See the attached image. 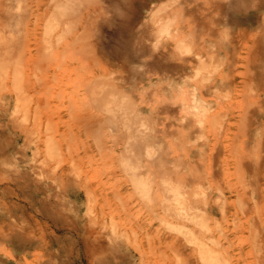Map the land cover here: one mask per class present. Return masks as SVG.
Returning <instances> with one entry per match:
<instances>
[{
    "label": "bare ground",
    "instance_id": "6f19581e",
    "mask_svg": "<svg viewBox=\"0 0 264 264\" xmlns=\"http://www.w3.org/2000/svg\"><path fill=\"white\" fill-rule=\"evenodd\" d=\"M151 2L0 0V68L7 71L13 67L17 72L22 67L39 72L32 71L37 75L29 72L26 78L23 69L26 80L23 82L21 78L22 86L15 92L8 90L11 86L5 83L11 80L6 78L10 71L4 77L0 73V89L11 92L9 96L5 94L4 99L0 97L1 101L10 103L12 100L17 109L23 100L28 108L35 105L34 114L27 113L25 117V121L34 119V122L24 129L26 135L35 137L36 151L42 144L47 156L50 151L60 155V143L50 136L48 123L44 131L40 130L42 126L36 118L38 113L40 115V105L52 106L54 102L50 99L56 92L53 98L58 99L60 106H67V110L64 108V113L49 110L46 119L57 115L62 123L69 127L67 122H73L79 130L70 133L72 137L65 145L68 154L65 167L47 168L50 157L42 159L43 176L48 184L56 182L62 187V197L57 196L55 202L61 215L68 217L67 213L77 208L72 202L70 205L65 196L75 192L81 180L90 179L88 168L97 158L92 141L98 149V161L106 160L102 166L109 159L108 162L118 164L117 169L110 164L113 169L106 167L108 171H100L102 174L97 169L101 175L97 173L95 177V174L94 179L91 178L94 182L90 179L82 185L84 188L81 186L87 215H91L88 220L92 221L91 227L84 232L83 225L68 226L63 217L50 227L45 225L46 230H53L49 241L64 251L66 245L72 246L67 235L77 234L76 246L83 247L85 256L103 252L104 255H98L102 262L107 259L117 264L132 262L135 257L124 251L127 243L139 250L135 251L140 264L146 261L144 257L152 258L157 252L164 255V260L171 258L180 264H198L199 261L249 264L241 247H238L237 257L228 251L229 244L232 246L229 230L212 214L218 210L227 225L226 217L231 215V208L238 206L240 214L234 211L232 224L238 223V228L247 234L246 243L258 246L260 253L254 249L256 253L252 255L254 264H264V228L259 227L264 223V211L260 213L258 207L253 206L254 202L251 203L256 201L255 196H264V117L260 118L264 116V0H158L155 5ZM137 3L144 4L142 8L148 6L144 16ZM255 21L259 28L257 34L251 31ZM41 40L46 46L39 45ZM51 45H55L51 49L58 58L57 61L53 56L58 62L55 67L50 62L53 54L49 57L47 53L49 58L46 55L48 50L55 53L49 49ZM22 56H25L24 61ZM17 57H22V62L13 65V58ZM48 62L50 64L46 65ZM53 78L56 90L51 87L54 90L51 95ZM2 103L1 108H6ZM105 132H110L107 137L111 134L109 137L116 148L106 146L109 138ZM209 133L214 142L210 148L212 156H208V164L203 165L199 162V152L192 146L198 147L201 140L210 137ZM247 135L249 138H245ZM257 135L260 140L251 144V138ZM221 137L232 138L231 146L223 147ZM237 139L242 142L235 144ZM17 140L15 138L13 143ZM25 142L27 145V138ZM174 146L179 152L176 156H172ZM186 147L190 152H185ZM82 163L88 166L84 168ZM118 170L136 199L149 210L146 209L149 218L144 223H148L147 230L155 236H147L148 247L144 252L141 239L138 241L139 230L120 228L124 225L122 216L126 214L129 218L136 200L131 202L132 194L131 198L127 193L124 195L123 180L117 179ZM48 184L36 190L35 201L46 203L44 199L52 192V183ZM190 184L195 186L188 188ZM23 195L17 194V201L23 200ZM110 196L113 199L109 204ZM113 200L118 202L119 210ZM36 203L24 207L26 214L28 210H37ZM226 203L231 205L229 209ZM136 207L133 209L137 210ZM6 210L10 212L11 208ZM174 210L179 213L177 218H172ZM41 215L49 216L43 210ZM99 216L101 222H98ZM180 216L195 227L176 224L173 226L178 229L176 234L166 217L179 220ZM156 220L169 228V233L174 231L182 236H171L170 240L179 243L178 247L169 248L175 251L177 260L164 254L162 245L169 247L171 242L166 241L168 237L158 239L159 233L164 232L159 229L161 225L155 226ZM95 226L100 228L95 229ZM231 228L234 230L237 226ZM143 235L145 237V233ZM182 238L188 244H195V251H191L196 255L181 245ZM28 243L31 245V240Z\"/></svg>",
    "mask_w": 264,
    "mask_h": 264
},
{
    "label": "rangeland",
    "instance_id": "374dc122",
    "mask_svg": "<svg viewBox=\"0 0 264 264\" xmlns=\"http://www.w3.org/2000/svg\"><path fill=\"white\" fill-rule=\"evenodd\" d=\"M45 1H47V0H43V3ZM148 1H150V2L152 1L151 3L154 5H155V3L158 4V0H148ZM143 5H142V3H139V4L137 3L136 6H137V8H139L140 13L144 16L148 12V6L147 7L145 6L144 8H142ZM262 10L264 11V9H262ZM258 14H259V11H258ZM254 18H256V14H255ZM258 29H259L258 24L255 21L254 25L251 28V31L253 34H257ZM55 30H57V29H55ZM54 33L55 32H53V34ZM52 39H56V37H53ZM40 42H39L40 46H42V47H44V45L46 46L45 42H43L42 40ZM42 44H44V45H42ZM53 46L55 47V45H53ZM53 46L50 47L49 49L52 50L51 48H54ZM44 51H47V50H44ZM52 51L55 52L54 49ZM47 53H48V55L50 53L49 57H51V54H53L50 62H51V64L54 63L53 66L55 67L56 64L58 63L57 62L58 58H57L56 52L51 53L48 50V52H46V55H47ZM48 55H47V57H48ZM53 56L55 57V59H57V61H54L55 59H53ZM22 57H23L22 61H24L25 56H22ZM22 57H19V58L17 57L18 60H17V58H13L14 59L13 65L15 63H18V64L21 63ZM16 61H19V62H16ZM47 61H49V59H47ZM50 62H48L46 65L50 64ZM55 62H56V64H55ZM0 63H2V61H0ZM23 69L24 68H22V67H21V69H19L21 72L19 70H17V72H16L15 68H13V67H12V69L9 68L7 70L8 72L10 71V73H9L10 77L8 75V76H6V78L7 79L10 78L11 80L10 79L9 80L12 83H10V85H9L10 81H7V79H6L7 82H5V83H6V85L8 84L7 87L11 86L8 88V90H10L11 92H15L14 90L18 89L19 86L21 87L22 85H20V84H22L24 82V80H26V78H28L29 74L34 75V74H36V73H33L35 71L37 73H39L34 68H33L34 70H31V72L29 71V69L28 70L24 69V71L26 72V75H27V73L30 72L27 75V77L24 74V76L26 77L25 78V77H23V72H24V71H22ZM7 71H3L0 68V73L2 76L3 75L5 76L6 74H8ZM13 74H14V76H13ZM40 76H41V74H40ZM13 77H14V79H13ZM22 77L25 79H23ZM21 78H22V80H21ZM20 80L23 82H21ZM0 81H1V79H0ZM53 81H54V78L50 82L51 83L50 84V91H53L50 93L51 95H52V93H54V90H56V89H54V88H56V83H54L55 81L54 82ZM52 82L54 83L55 86L53 85ZM51 87L54 90L51 89ZM11 88L13 91L11 90ZM0 91H1L0 97H2L3 99H4L5 94H6V96H9V94L11 93L10 91H9L10 93H8V91L4 90V89H0ZM56 94H57V92L55 94H53L52 96L55 98ZM51 95H50V97H51ZM53 97H51L50 100H51V102H54V103H51L52 106H49V108L48 107L43 108L42 105L39 106V110L41 109L40 115L38 113L39 117L36 118V122L38 120V122L40 123V126H42L40 128V130L44 131V128H45L46 124L48 123L49 129H50L49 130L50 136H54V138L58 141V143H60V147H59L60 151H61L60 155L59 154L57 155L56 152L52 153L50 151L48 153V156H47V152H45V149L43 148L42 144H41L42 146L40 145L38 152L36 151L35 144H34V140H36L35 137L26 135L27 132H25V129H24L26 126H29V125L31 126L34 122V119H31L30 121L29 120L25 121V117H26L27 113H29L30 115L34 114L35 105L34 106L31 105V107L28 108L27 102L23 100V102L19 103L20 106L17 109V107H15L14 101L11 100V101H9L10 103H5L4 101H1L2 99L0 98V103L3 102L2 103L4 105L3 107H6L3 109V108H1V104H0V264H88V262H90V264H91L93 261H94L93 264H106V263L107 264H117V263H113L111 261H107V259L105 262H102L99 259L98 255L99 256L104 255L103 252H96V254H95V252H93V254H89V256L90 255H92V256H90V257L88 255L85 256V254H84L85 252H84L83 247L80 246V248H78V246H76V238L78 236L77 234L72 235V236L67 235V237H69L71 240L72 246L70 244L66 245L65 247L67 249H65L64 251H63V249H59L54 244H51V241H49V235L52 234L51 232L53 230H52V228L46 230L45 225L50 227L53 224V222L62 220L63 217L67 219L68 226H70V224H71V226H76V224L78 226L83 225L82 230L84 232L87 231L88 227L89 228L91 227L92 221L91 222L88 221L91 215L90 214L87 215L86 198H85V193L83 192V190H84L83 188L91 178L94 179L93 177L95 174H96L95 177H98L102 173H105L104 171H106L107 168L109 170H111V167L113 169V166L115 168L116 165H118L117 162H113V161L108 162L110 160L109 159L106 162V164L104 163L105 165L102 166L103 162L106 160H103V162H102V160H100L101 162L98 161V159H99V156H97L98 155V149L94 145V141H92L91 143L93 146V153L96 151L94 153V157L95 158L97 157L95 161H98V162L95 164L94 163L95 161H92L93 163L91 162V167L92 166L95 167L98 165L101 168V170L98 167H95L96 170L93 167L92 168L94 170L91 167H89L88 169H90V170H89L88 176H87V173L84 172V174L86 173V176L90 179H87V178L83 179V181L85 180L84 182L81 180L82 182L80 181L79 182L80 184H78V187H77L79 190L76 188L75 192H72L71 194H69L68 197L65 196V198H67L66 201L67 202L69 201L70 205H71V202L74 203L77 208H75V210H73L72 213L68 212L67 213L69 215L68 217L66 215H64V216L61 215V213L57 209L55 202L58 200L57 196L62 197V193H63L62 187H59L58 184H56V182L53 183L50 181L48 184V181H47L48 179H45L43 176V175H45V172H44V169L42 167V159H43V157H46V158L50 157L49 159H50L51 163H50V166L48 165L47 168H49V167L53 168L54 167V168H56V170H59L62 167H65L68 164L67 163L68 154L66 153L67 149H66L65 145H66V143H68L70 141L69 138L72 137V135H70V133H73V131H75V132L77 131V133H78L79 130H78L76 124H72L73 122H67L68 124H70L69 127L67 124L65 125V123H62L61 120L58 117H56L57 115H54V116L51 115V119H48V120L46 119V116L49 114L50 111L55 110V111H60V112L64 113V108H65V110H67V108H66L67 106L66 107L65 106L63 107V105L60 106L58 99H57V101H58L57 102ZM53 100H55L56 102ZM56 103H58L59 105ZM62 108H63V110H62ZM4 111H6V112L4 113ZM41 111H43V112H41ZM14 112H16V113H14ZM29 114H28V116H29ZM65 117L66 116H64L63 119L67 120V117L66 118ZM263 117H264L263 115H260V118H263ZM28 133H31V131L28 130ZM107 133L109 134L110 132H105L106 137H107ZM209 134H210V137L207 139L205 138L204 140H201V142H200L201 144L198 147L190 145V146H192V149L195 148V150H197L199 152L197 154L200 158L199 162H201L203 165L208 164L207 158H208V156L209 157L212 156L211 152H210V148H211V143L213 142V139H212L213 135L211 133H209ZM41 135H42V133H41ZM109 136L107 137L109 139H106L107 140L106 146L108 148H110L111 146L116 148L113 145L116 143L113 142L112 139L110 138L111 136L110 137ZM82 137L85 140V137L84 136H82ZM15 138H18L16 144L13 143ZM26 138H27V142H28L27 145L25 142ZM245 138H249V136L247 135V137H245ZM251 139H252V141H250L251 144H257V142L260 140L259 135L252 137ZM110 140H111V143L113 142L112 144L110 143ZM166 142H168L167 139H166ZM232 142H233L232 138L231 139L225 138V137L220 138V144L223 147H226L227 145L231 146ZM240 142H242V139H237L235 141V144H238V143L240 144ZM109 144H110V146H109ZM116 146H119V145L117 144ZM187 146H189V145H187ZM173 151H174V154L172 153V156H176L177 153H179L178 148L176 146L173 147ZM185 152H190L189 149H187V147L185 148ZM224 155H226V153H224ZM107 163H108V166H106ZM86 164L87 163H84V164L82 163L84 168L86 166H88ZM110 164L113 166H109ZM103 167H105V169H103ZM97 169H99L98 170L99 172L100 171L102 172V170H104V171L102 173L100 172L101 174H99V172H97ZM108 169H107V171H108ZM115 169H117V167ZM93 171H95V173H93ZM147 173H149V172H147ZM117 176L119 177V178L116 177L117 179L123 178V176L119 175V170H118ZM147 176H148V174H147ZM120 177H122V178H120ZM92 179L90 182H94V180H92ZM122 180H123L122 185H124V188L126 190V191L125 190L123 191L125 194L123 192L122 193L124 195L128 194L129 197L130 196L132 197V195H133L132 198L130 197L132 199L131 202H134V200H136V203H134L133 206H131L129 218L125 217L126 214L121 212L122 215L124 214L122 216V219H123L122 221H123L124 225H122V227H120V228L128 230V229H131L133 227L135 230H137V232L139 230L138 236L140 238L138 237L139 238L138 241L141 239L140 242H142V247L144 248L142 250V252H144V250L147 249V247H148L147 246V241H148L147 236H149V234H151V232L148 231L146 226H145L148 223L147 224H146V222L144 223V221L147 218H149L148 213H146L147 207L145 205H142V203H140L141 201L139 199L138 200L136 199L135 194L132 193L133 189L128 184V182L127 181L124 182V179H122ZM50 183H52V185H51L52 192H50L48 194L47 199H44V201L46 203L45 204L43 202L39 203L38 200L35 201V198H33V197H35L34 193L36 192V190L40 186L45 185V184L50 185ZM124 183H126V184H124ZM82 185H84V186H82ZM192 185L191 184L187 185V187L192 188ZM194 186L195 185H193V187ZM17 194H24L23 195L24 199L17 201V196H16ZM263 195H264V193H263ZM134 196H135V198H134ZM111 198L113 199V197L110 196L109 204H110V201L112 202ZM255 199H256V201L252 200L251 203L254 202L253 206H257L258 207L257 210L260 213H262L264 211L263 210L264 209V196L259 197V198H258V196H255L254 200ZM47 200H48V203H47ZM113 201L115 204L117 203L116 204V207H117L118 202H116L115 200H113ZM35 202H37L36 204L39 206V207L37 206V210H34V211L28 210L29 214H26L24 207H26L27 205H30L31 203H35ZM260 202H261V204H260ZM251 203H250V205H252ZM13 204H15L14 207H11V205H13ZM97 204H98V202L95 204V209H97V207H98ZM236 205H238V203H236ZM225 206H226V208L229 209L231 205L229 203H226ZM261 206H263V207H261ZM7 207L11 208L10 212H8L6 210ZM135 207L137 208V210H139L140 212L142 211V212L138 214V211L136 209H133ZM143 207H144V209L142 210ZM201 207H203V205ZM119 208H120V206L117 207L118 210H119ZM114 209L116 210V208H114ZM231 209H232L231 215H228L226 217V220L229 221V223L227 225L225 224L226 221L224 220V218L220 217L221 213H219L218 210L214 211L212 214L215 217H217V219L221 222L223 227H225L224 229L228 228V230H229L228 236H230L229 239L232 242V246L230 247L231 244H229L230 248L228 247V251L231 254H234L235 257H237V255L239 253L238 247H241L242 253L244 252L243 253L244 256L247 259H249V261H250L249 264H254L253 259H252V255H254L256 253V251H259L258 253H260V250H259L258 246L255 247L253 243L252 244L246 243L245 238L247 237V234L244 233V230L238 228V223H237V225L233 226L232 221H231L232 216L235 215L234 211L236 212V214L239 215L240 214V212H239L240 208L238 206H235V208L232 207ZM40 210L47 212L49 214V216L43 217L41 215ZM147 211H149V210L147 209ZM28 215H29V219L27 220ZM173 215H175V216H173ZM177 215L179 216L178 211L174 210L172 213V218H175V217L177 218ZM74 216L75 217L77 216V218H74ZM132 216H134V217H132ZM263 216H262V218H263ZM33 218H36L37 221L34 222ZM99 218H100V216H99ZM99 218H98V222L99 221L101 222L102 219L101 218L99 219ZM178 218H179V220H176V219L172 220L170 217H166V221H168V222H169V220L171 221V222H169V226H172V228L175 230L176 234H178V231H177L178 229H175V227H173L174 225L176 226V224L178 226V224L183 223L184 224L183 227H185V224L190 226L191 228L195 227V226H193L194 225L193 223H186L185 221H183L184 219L182 220L181 216ZM76 219H77V223H76ZM130 219H132V220H130ZM90 220H91V218H90ZM135 220L137 221V223H135L136 222ZM263 220H264V218H263ZM126 221H127V223H126ZM230 221H231V223H230ZM129 222H130V224H128ZM98 224H100V223H97L96 225H98ZM136 224H138L142 228H140ZM154 224H155V226L161 225L160 222H158V220L154 221ZM128 225L130 228L128 227ZM123 226L124 227L127 226L128 228H124ZM236 226H237V228H236ZM143 227H145V228H143ZM231 227H233V229L234 228H236V229L232 230ZM259 227H260V229L264 228V223H263V225H259ZM41 228H43V229H41ZM99 228H100V226L99 227L95 226V229H99ZM176 228H178V227H176ZM229 228H231V229H229ZM143 229H145V230H143ZM159 229L162 230L164 233H159L158 239L165 237V240H166V237H168L169 240H166V241L171 242L170 243L171 245L169 244V247L166 244L162 245L163 248L165 246V248L163 250L164 254L173 256L172 258H174V260H177L175 255H174L175 251L173 252L169 248H171L172 245L174 248H175V246L178 247L179 243L177 244V243H174V240H172L173 242L170 240L172 239L171 236H178L179 238H181L182 236L176 235L174 233V231L172 233H169L168 230L169 231H171V230L169 228H165V226L163 227L162 225L159 227ZM263 232H264V230H263ZM144 233H145L146 238L143 235ZM146 233L148 235H146ZM243 233H244V235H243ZM165 234H166V236H164ZM57 235L60 236L61 234L59 233ZM216 235H217V233L215 232L214 236L217 237L218 235L217 236ZM87 236H88V233H87ZM150 236H155V235L151 234ZM182 239H181V245L184 246L185 249H187L189 251H191L192 249L193 250L195 249V247H196V246L194 247L195 244L194 245L188 244V242L186 243L184 238H182ZM263 239H264V236H263ZM28 240H31V242H32L31 245H29ZM89 240H92L91 236H90ZM229 242L230 241H228V243ZM241 242H243V243H241ZM228 243L225 242V244H227V246H228ZM255 243H256L255 245L258 244L257 242H255ZM157 244H158V242H157ZM242 247H244V248H242ZM134 248H136V247L130 246L129 243L124 244V249H125L124 251L125 252L127 251V253H129V256L133 255V254L135 255L134 259H132V262L128 261L125 264H137V263L140 264L138 261V257H137V256H139L137 253L139 250L134 249ZM135 250H137V252ZM196 251H197V248H196ZM191 252H193V251H191ZM67 253L69 255H67ZM97 253H99V254H97ZM105 255L107 256V253H105ZM155 255L156 256L152 257L153 259L149 258V256L147 258L144 257L146 260L144 262V264L145 263L146 264H160L161 261H162V264H180V261H173V259H171V258L169 260L168 259L164 260L162 258V256H164V255L161 256L160 254H158V252ZM129 256H127V260H129ZM90 259H94V260L92 261ZM243 261H244V259H242V262ZM202 262L203 261H199L198 264H206V262L205 263L204 262L202 263ZM231 262H232V259H231ZM118 264H120V263L118 262ZM207 264H209V263L207 262ZM239 264H242V263H239Z\"/></svg>",
    "mask_w": 264,
    "mask_h": 264
}]
</instances>
